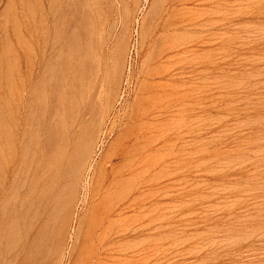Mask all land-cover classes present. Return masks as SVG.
<instances>
[{"label": "rangeland", "instance_id": "rangeland-1", "mask_svg": "<svg viewBox=\"0 0 264 264\" xmlns=\"http://www.w3.org/2000/svg\"><path fill=\"white\" fill-rule=\"evenodd\" d=\"M0 264H264V0H0Z\"/></svg>", "mask_w": 264, "mask_h": 264}, {"label": "bare ground", "instance_id": "bare-ground-1", "mask_svg": "<svg viewBox=\"0 0 264 264\" xmlns=\"http://www.w3.org/2000/svg\"><path fill=\"white\" fill-rule=\"evenodd\" d=\"M60 133V132H59ZM48 137V136H47ZM49 138V137H48ZM47 138V139H48ZM51 138V137H50ZM50 138L48 139V140H50ZM47 141V140H46ZM49 149V148H48ZM90 166V165H89ZM75 169V168H74ZM104 169V168H103ZM76 170V169H75ZM105 170V169H104ZM70 172V171H69ZM102 175V174H101ZM101 179V178H100ZM114 180V179H113ZM99 182V181H98ZM112 182V181H111ZM106 183V182H105ZM104 183V184H105ZM109 186V185H108ZM122 186V185H121ZM103 187V186H102ZM122 189V188H121ZM101 190V189H100ZM113 190V189H112ZM103 191H104V189H103ZM109 191V190H108ZM121 193H122V191L121 190H119ZM97 192V191H96ZM110 192V191H109ZM108 192V193H109ZM114 192V191H113ZM117 192V191H116ZM116 192H115V194H116ZM108 195H110V194H108ZM96 196V195H95ZM93 197H94V194L93 193H91V195H90V202H92L93 201ZM109 197V196H108ZM111 197H112V195H111ZM120 197V196H119ZM96 198V197H95ZM110 198V197H109ZM117 198V197H116ZM115 198V200L117 201V199ZM112 199H114V198H112ZM125 199V198H124ZM110 200V199H109ZM106 201H107V199H106ZM112 201V200H111ZM131 201V200H130ZM108 203V202H107ZM106 204V203H105ZM109 204V203H108ZM112 204H110V206H111ZM106 207H109V205H107ZM105 207V208H106ZM123 207H124V205H123ZM109 209V208H108ZM118 209V207H113V208H111L110 209V212L109 213H112V212H114V211H116ZM107 210V209H106ZM117 213V212H116ZM103 214H104V211H103ZM20 215V214H19ZM65 217V216H64ZM103 217V216H102ZM104 218V217H103ZM102 218V219H103ZM107 218V217H106ZM51 219V218H50ZM98 220V219H97ZM105 220V219H104ZM79 221V220H78ZM81 222V221H80ZM112 222V221H111ZM52 223V222H51ZM99 223V222H98ZM100 224V223H99ZM61 225V224H60ZM103 225V224H102ZM109 225H110V223H109ZM63 226V225H62ZM84 226V225H83ZM114 226V225H113ZM109 227V226H108ZM96 228H98V227H96ZM107 229H109V228H107ZM130 229V228H129ZM77 232L76 233H78L79 232V230H80V224H78V226H77ZM82 231V230H81ZM74 233V232H73ZM105 233V232H104ZM106 233H108V231L106 232ZM134 233V232H133ZM92 234V233H91ZM110 234V233H109ZM108 234V235H109ZM75 235V234H74ZM86 235H87V233H86ZM107 234H106V236H108ZM119 235V234H118ZM105 237V236H104ZM108 238V237H107ZM107 238H106V240H107ZM105 239V238H104ZM109 239V238H108ZM111 239H112V237H111ZM88 240H89V238H88ZM97 244V243H96ZM100 245V244H99ZM98 248V247H97ZM106 248V247H105ZM101 250L103 249V247L102 248H100ZM98 250V249H97ZM97 253V252H96ZM99 253V252H98ZM98 257V256H97ZM29 262H30V260H29ZM26 263H28V262H26Z\"/></svg>", "mask_w": 264, "mask_h": 264}]
</instances>
